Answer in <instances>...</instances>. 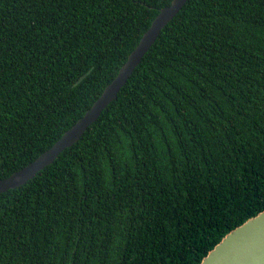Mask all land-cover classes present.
<instances>
[{
	"label": "trees",
	"instance_id": "obj_1",
	"mask_svg": "<svg viewBox=\"0 0 264 264\" xmlns=\"http://www.w3.org/2000/svg\"><path fill=\"white\" fill-rule=\"evenodd\" d=\"M170 1L0 0V179ZM262 210L264 0H187L79 140L0 193V264H199Z\"/></svg>",
	"mask_w": 264,
	"mask_h": 264
},
{
	"label": "water",
	"instance_id": "obj_2",
	"mask_svg": "<svg viewBox=\"0 0 264 264\" xmlns=\"http://www.w3.org/2000/svg\"><path fill=\"white\" fill-rule=\"evenodd\" d=\"M187 0H171L159 9L149 27L130 51L116 75L104 87L91 106L46 150L23 167L0 179V193L31 179L39 170L51 164L65 148L79 140L102 110L116 98L134 68L156 40L162 28L179 12ZM264 260V210L249 217L226 233L202 258L199 264H258Z\"/></svg>",
	"mask_w": 264,
	"mask_h": 264
},
{
	"label": "bare ground",
	"instance_id": "obj_3",
	"mask_svg": "<svg viewBox=\"0 0 264 264\" xmlns=\"http://www.w3.org/2000/svg\"><path fill=\"white\" fill-rule=\"evenodd\" d=\"M258 264H264V260L262 262L258 263Z\"/></svg>",
	"mask_w": 264,
	"mask_h": 264
}]
</instances>
